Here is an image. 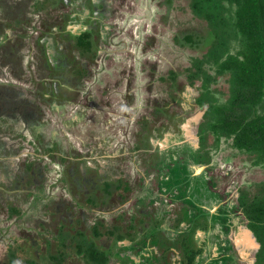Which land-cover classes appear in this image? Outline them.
Returning <instances> with one entry per match:
<instances>
[{
	"label": "flooded vegetation",
	"instance_id": "1",
	"mask_svg": "<svg viewBox=\"0 0 264 264\" xmlns=\"http://www.w3.org/2000/svg\"><path fill=\"white\" fill-rule=\"evenodd\" d=\"M137 2L0 0V242L8 264L20 250L26 264H226L223 254H231L225 242L221 258L208 253L210 225L198 214L186 224L171 209L165 225L141 206L150 197L135 188L134 173H161L165 158L152 136L164 134L178 97L168 106L153 102L155 81L134 47L120 65L107 59ZM146 3L163 6L149 20L165 27V1ZM105 140L116 146L109 150L117 162L99 156ZM198 149L195 169H214L216 157L198 162ZM241 187L236 201L248 228Z\"/></svg>",
	"mask_w": 264,
	"mask_h": 264
},
{
	"label": "trees",
	"instance_id": "2",
	"mask_svg": "<svg viewBox=\"0 0 264 264\" xmlns=\"http://www.w3.org/2000/svg\"><path fill=\"white\" fill-rule=\"evenodd\" d=\"M162 1L167 13L179 11L178 4L185 10L180 19L192 18L188 26H179L169 41L166 32L156 37L163 50L166 47L182 51L187 57L185 65L181 63L176 69L174 64H166L164 68L168 71L156 81L146 53L148 57L141 66L156 83L155 98L161 106H168L167 100L170 97L174 100L173 94L186 84L197 92L192 113L204 111L196 129L198 162L210 163L225 146H230L237 153L229 157L235 160L241 157L253 168L264 167V0ZM40 8L38 5L33 11ZM199 21L207 24L206 31L193 28ZM157 23L156 27L160 26ZM142 31L140 28L139 32ZM144 51L160 54L162 50L142 44L143 54ZM188 52L194 53L191 58ZM156 108L157 112L161 109L159 105ZM240 193L239 203L247 226L260 245L252 263L264 264V180L242 186ZM87 251L93 256L91 248ZM101 258V262H106V256L102 254Z\"/></svg>",
	"mask_w": 264,
	"mask_h": 264
},
{
	"label": "rangeland",
	"instance_id": "3",
	"mask_svg": "<svg viewBox=\"0 0 264 264\" xmlns=\"http://www.w3.org/2000/svg\"><path fill=\"white\" fill-rule=\"evenodd\" d=\"M137 1L138 5L135 12L132 10L128 13L126 12V18L119 24V33L116 34L115 39L112 41V44H110L107 59L114 65H120L122 58L130 54V51L134 47L136 49L134 53L139 60V65H144L145 58L147 59L148 56L151 57L152 60L148 57V61L152 64L151 67L149 66L152 68L151 74L157 76L156 81H158V77L168 71L164 68L166 64L167 66L174 64V67L177 69V65L181 63L185 65L187 57L181 54L182 51L179 53L175 48L165 47L163 50L162 45L159 46L157 43L156 37H161L162 34L166 32V39L169 41L172 38V34L179 26H188L190 23L189 19L192 17H184L185 19L183 20L180 19L182 15L181 12L185 10L183 5L179 6L177 4L176 8H179V11L176 12L174 10L166 14L165 27L163 25L157 27L156 25L152 26L149 17L152 16L155 11L158 13V9H163V6H160V8H156L155 6L150 8L149 4L146 3L147 0ZM145 16L147 17L146 21L150 22V24L146 26L147 22H144L147 29L144 26V32H139V22L142 21ZM194 22L195 19L193 20V23ZM206 25V23H200L199 21V23L196 22L193 28L199 30V32H204L206 31ZM133 43L135 45H133ZM142 44L148 48L156 46L162 50L160 52L161 55L158 54V52L155 54L153 52L148 53L144 51V58L142 59V55L140 56ZM168 53L172 54V56ZM192 54L194 53L188 52L187 56L191 58ZM117 59L119 60L117 61ZM125 59L127 60L128 56L125 57ZM155 59L159 60L155 61ZM186 86L187 85H184L181 89V97L173 94L174 97H178V104L176 111L170 115V122L164 130V134L152 136L155 142L153 144L154 148H156V150L161 148L159 149V151H161L160 155L162 156L164 154L165 158L164 164L156 166L161 168V173L153 169L148 171L149 174L147 173L145 175L134 173V178L138 177L136 184L138 181L140 182V187L138 188L139 185L135 184V188L137 190L142 189L141 193L146 192V195L150 197V200L146 201L147 204L142 202L141 206L151 207L153 215H157L159 224L163 223L165 225H168L167 222L172 224L171 218L175 219L174 210L180 213L179 216L182 217L183 222L186 224L188 219L191 220L194 215L198 214L199 217L202 218L201 220L209 222L210 225L208 231L210 250H207L209 254L213 251V253L216 255L218 254L221 258L222 256L219 253H221L225 242L228 243L226 247L231 254L227 253L226 256L223 254L224 257H222L223 260L221 261L225 260V263L229 264L232 261L235 262V260H238L236 263L231 264H240V261L241 264H253L251 260L254 258L256 250L255 247H252V244L246 246V242H241V240L246 237L242 231L246 229V222L243 218L242 210L237 204L235 194H237L238 188L244 186L246 183L264 180V167H250V164L241 159V157L236 160L233 157L226 158V156L236 154L237 151L233 147L225 146V142V144H223V146H225L223 150L215 156V163L217 166H215L214 169H207L203 165V167L198 166L195 169L193 156H195L198 145L190 135V124L185 120L194 113L187 114L183 112L186 108H190V110L194 108V92L190 89L188 90ZM151 93L153 94L152 99L154 102L158 93L155 91V88L151 90ZM167 101L170 103L169 100ZM151 107H153V105H151ZM193 111L194 109L192 112ZM101 147L102 149L98 154L102 159L106 158L110 162H117L116 156L118 152H111L113 151L111 149L116 148L112 142L110 143L108 140L102 141ZM118 149L120 148L118 147ZM107 160L103 161L106 162ZM230 161L232 162L229 163ZM147 178L148 182H146ZM148 183L149 186L154 184L151 189L147 186ZM171 209H173L171 211V218L169 217L164 220ZM166 228H168V232L169 230L177 233L180 232V228L177 231L173 227L166 226ZM236 237L239 242H236ZM142 241L145 242L144 238L140 240L139 243ZM145 246L149 247V245ZM143 249H139V251ZM7 251L8 247L3 242H0V264H8L9 259ZM17 254L18 258L15 264H26V257H24L26 254L23 256L22 250H20L19 253L17 252Z\"/></svg>",
	"mask_w": 264,
	"mask_h": 264
},
{
	"label": "water",
	"instance_id": "4",
	"mask_svg": "<svg viewBox=\"0 0 264 264\" xmlns=\"http://www.w3.org/2000/svg\"><path fill=\"white\" fill-rule=\"evenodd\" d=\"M186 88L188 90L190 89V90L194 91V93L197 95V92L194 90V88L189 87V86H187ZM203 113H204V111H197L196 113H194L193 115H191L185 119L187 121V123L190 124V135L197 142V145H198V136L196 135V129H197V125H198L200 119L202 118ZM242 231L246 237L244 239H242L241 242H246V246H250V244H252L253 245L252 247H255V250H257L260 247V245L258 242H256L255 238L253 237L252 231L247 227L245 230H242ZM236 242H239L237 237H236ZM252 260H251V263H252Z\"/></svg>",
	"mask_w": 264,
	"mask_h": 264
}]
</instances>
